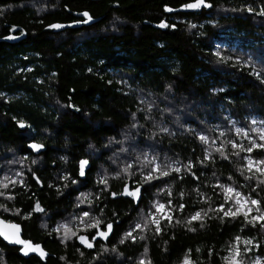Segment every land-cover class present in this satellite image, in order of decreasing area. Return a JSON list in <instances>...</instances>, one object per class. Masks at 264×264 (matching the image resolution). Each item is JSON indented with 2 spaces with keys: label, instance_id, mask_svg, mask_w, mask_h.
I'll return each instance as SVG.
<instances>
[{
  "label": "trees",
  "instance_id": "16d2710c",
  "mask_svg": "<svg viewBox=\"0 0 264 264\" xmlns=\"http://www.w3.org/2000/svg\"><path fill=\"white\" fill-rule=\"evenodd\" d=\"M210 1L211 18L205 11L166 10L194 0H0V179L23 181L17 178L15 186L0 190L14 197L0 196L9 209L0 208V217L18 223L25 240L42 244L50 254L45 262L24 258L0 238V264H139L142 259L180 264L186 254L195 264H225L237 236L260 243L258 254L264 256V235L255 231L259 223L254 228L242 217L220 219L222 212H209L203 227L199 220L187 222L198 209L223 202L220 188L213 187L217 181L237 185L264 210V186L238 170L245 155L262 159L264 150L236 156L227 145V159L213 151L227 140L249 145L233 124L249 129L259 142L251 129L264 126V14L225 17L219 13L225 4L243 0ZM257 1L264 7V0ZM85 11L92 20L81 16ZM57 23L64 27H48ZM233 46L242 52H233ZM217 51L231 59L222 62ZM245 51L261 64L236 63L237 57L247 61ZM160 127L169 131L161 133ZM198 134L215 144L202 143ZM31 142L46 150L35 155ZM142 153L156 156L158 163L191 161L195 176L182 168L152 181L153 186L143 184L137 171L148 170L138 162L144 160ZM81 159L91 162L84 180L78 175ZM127 164L132 167L125 174L121 170ZM100 177L107 178V189L98 183ZM127 183L143 186L138 206L110 194ZM82 192H89L91 204L78 205ZM169 200L173 216L161 221L159 234L149 223L133 233L135 241L120 243L130 227L144 222L153 201L167 205ZM37 202L43 211L36 210ZM181 203L184 209L177 210ZM82 211L98 217L100 229L114 225L108 241H98L94 250L78 243V236L91 238L96 231L76 227L72 218ZM68 219L77 235L63 240L65 229L57 232L55 226Z\"/></svg>",
  "mask_w": 264,
  "mask_h": 264
},
{
  "label": "snow or ice",
  "instance_id": "6c2138e0",
  "mask_svg": "<svg viewBox=\"0 0 264 264\" xmlns=\"http://www.w3.org/2000/svg\"><path fill=\"white\" fill-rule=\"evenodd\" d=\"M210 7V4L206 3V0H194V2L185 3L182 4L181 7L185 9H198L200 7ZM167 11H172V9L167 8ZM248 11H252L251 8H248ZM261 14H264V9H261ZM84 17H87V20H92L93 17L85 11L82 14ZM86 23L87 21H74V23ZM161 27H166L167 25L161 21L160 24ZM14 27V26H13ZM50 28H62L64 25L61 24H50L48 25ZM172 27H175V25H172ZM14 38V37H9ZM216 57L221 60L222 62H227L230 60V57L222 56L220 51H217L215 53ZM236 63H244L247 64V61H241L239 57L236 58ZM91 71V69H89ZM255 75H261L262 73H256ZM2 95V94H0ZM151 107V105H149ZM135 116V113L132 114ZM150 119V117H148ZM256 120H252V124H256ZM262 125H264V121L260 122ZM20 127H25V123L23 121L19 122ZM133 128L136 127L135 124L132 125ZM159 131L161 133H167L169 131L166 127H160ZM235 132L240 135L242 134L243 137H246L249 140V145L245 147L242 143H238L235 140H227L225 142H221L218 147L214 148L213 151L219 153V155L227 159V153L225 152V148L227 145H230L231 148L234 150L233 155L239 156L241 152L245 153H252L254 149L264 150V126L259 128H252L251 132L257 133V137L259 142H257V139L253 138L251 135H249V132L246 131L243 128H235ZM151 135L155 136L156 133H152ZM221 136H224V133H220ZM127 138V137H126ZM202 143L208 144L211 146V144H215V140H212L210 142V138L207 135L204 134H198L197 137ZM113 141L110 140L109 143L111 144ZM29 147L33 150L39 151L44 147L43 144L40 143H31ZM120 151H127V149L121 148ZM205 154V160H208L211 158V153L209 152L208 148L204 149ZM144 156L143 161L138 162L142 163L144 165V168H147V172H144L142 169H137V171L140 172V181L143 184H146L148 186H153L152 181H159L161 177H167L171 173L179 174L182 170V168L186 169L188 173H191L193 176H195V173L191 172L192 168V162L189 161L187 165H180L178 161H172L171 163H158L157 157L152 156L151 159H149L147 153H142ZM244 161L246 162L241 169H238L241 171V175H244V169L247 170L249 175L245 176L246 180H256L257 181V187L264 186V158L262 159H254L251 156L245 155L243 157ZM34 162V161H33ZM200 163H204V161H199ZM86 166H89V161L87 159H81L79 161V171L78 175L80 177H85L86 175ZM132 167L131 164H127L122 168V172L125 174L129 173V169ZM19 175V174H18ZM116 177H121V172L118 171L116 173ZM5 180H8V177L4 178ZM61 179H67V177H61ZM39 182V181H37ZM10 184L15 186L16 181L12 180L9 181ZM9 183H2L0 182V187L7 188L9 186ZM20 183H23V181H20ZM71 183L76 184L77 181L72 180ZM98 183L103 184L105 189L108 187V181L106 177H100L98 179ZM214 188L218 187L221 190L222 196H223V202L218 204L215 208L209 207L207 211L204 209H198L194 213H192L188 218L187 222L190 224L192 221H201V227H203V217L207 216L209 212L218 213L222 212L223 215L219 217L220 219H224L225 217H228L232 220L237 219V217H242L245 224L252 225L255 227L257 223L260 224L261 228H264V210L260 207V200L254 199L251 196L243 194L241 191H239L236 187H233L231 184H223L217 181V184L213 186ZM165 189L161 188L159 191H164ZM141 187L139 184H137L136 187L129 189L128 185L125 184L123 191L121 193H110L113 197H116L118 195H124L127 197L133 198L134 201H138L142 199L141 195ZM4 192H0V196H4ZM168 195H171V191H168ZM181 196H183V193H180ZM8 199H14L12 195H8ZM203 198V197H202ZM83 203H89L91 204L92 201L90 199H87L84 193H81L80 197H78V205ZM225 204L228 205L227 209L225 210ZM77 205V206H78ZM185 205L183 203L179 204L177 210H183ZM0 208H3L5 211H8L9 209L3 205L0 204ZM154 209V210H153ZM38 211H43V209L39 208L38 202H37V208ZM172 201L169 200L166 204L160 203L159 201H153L152 208L149 209V213L147 217L144 218L143 223H135L132 227H130L129 231H127L124 234V237L120 240V243H124L125 239H131L132 241L136 240V236L133 235V233L137 229L148 228L149 223L155 225V233L159 234L161 231L160 228V221L167 220L168 222L171 221L172 216ZM102 211V210H101ZM16 212L19 213V209H16ZM255 212V215H252V213ZM73 220L78 221L80 224H82L85 228H92L95 229V235L92 236V240H95L97 237L107 239L109 234L113 230V225L111 222L107 223L105 226V230H100L101 226V220L98 217L91 216L88 211H82L78 216H75L72 218ZM179 222V221H177ZM19 225L8 223L5 221H0V236H3L5 240H8L10 242H14L16 244L23 245L21 248L22 252H25L27 254L28 251L36 252L38 251L40 256H45V253L43 249L40 247L39 244L33 245L30 241L23 240L19 236ZM63 227L65 229L64 234L62 236L63 240L70 239L72 236H76V231H70L67 224L60 225L57 227L56 231L59 232L60 228ZM190 231H195V229H189ZM141 239L144 237L141 236ZM78 239L81 241L82 244H84L88 248H93V244L87 239L86 236L80 235L78 236ZM235 242L232 246L228 248V255L223 257L225 264H264V256L256 255L255 257H250L248 254L253 251V247H260L259 244L253 245L252 240H244V248L241 250L240 247V241L241 237L237 236L234 238ZM104 251H107V249H103ZM112 251H116L115 246H113ZM191 250H189L190 253ZM199 251V249H197ZM95 259V258H94ZM139 264H148L145 260H140ZM181 264H195L190 259V255L186 254L181 262Z\"/></svg>",
  "mask_w": 264,
  "mask_h": 264
},
{
  "label": "water",
  "instance_id": "95a60500",
  "mask_svg": "<svg viewBox=\"0 0 264 264\" xmlns=\"http://www.w3.org/2000/svg\"><path fill=\"white\" fill-rule=\"evenodd\" d=\"M190 10H191V9L179 8V9H172V11H167V12H169V13H174V12H178V11L189 12ZM81 16H83V15L81 14ZM26 127H27V124H25V127H23V128H26ZM31 143H33V142H31ZM31 143H29V145H30ZM35 143H39V142H35ZM40 144H41V143H40ZM29 145H28L29 150L32 151L35 155H39V154H41L42 152H44V151L46 150V147L44 146V147H43L42 149H40L39 151H36V150L31 149V148L29 147ZM87 160H88V159H87ZM88 161H89V160H88ZM90 168H91V162L89 161V166H86V170H85V171H86V175H85V177H80L82 180L86 179V177H87V172H88V170H89ZM127 185H128V187H129L130 190L133 188L132 185H131L130 183H127ZM140 187H141V193H140V195H141V197H142V196H143V186L140 185ZM123 188H124V187H123ZM122 191H123V189H122ZM122 191H121V192H122ZM121 192H120V193H121ZM111 196H112V195H111ZM121 197H124V198H130V199L133 200V198H131V197H127V196H124V195H118V196H116V197H113V196H112L113 199L121 198ZM133 201H134V200H133ZM140 201H141V199L138 200V201H134V204H135L136 206H138L139 203H140ZM0 221H5V222H8V223H12V224L19 225V224L16 223V222H10V221H7L6 219H4V218H2V217H0ZM112 225H113V224H112ZM19 226H20V225H19ZM100 230H105V229H100ZM113 231H114V225H113V230H112V232L109 234V236H108L107 239H103V238L97 237L95 240H92V238H90V237L87 236L86 234H82V235L86 236L87 239L93 244V248H88V247H86L84 244L81 243V241H80L79 239H78V243H79L80 246H82V247H84V248H86V249H88V250H94L95 247H96V243H97L98 241L107 242L108 239L111 237ZM19 236H20L21 239L25 240V239L23 238V235H22V229H21V226L19 227ZM0 238H1V239H2L7 245H9V246H13V247H18V248H19V254H20L22 257H24V258H30V257L35 256V257H37V258H39V259H41L42 261L45 262V261L47 260V258L49 257V255H50L49 252L43 247L42 244H39V245H40V247L43 249V251H44V253H45V256H43V257L40 256V254H39L38 251H36V252L28 251L27 254H25V252H22V251H21V248L23 247V245L16 244V243H14V242H10V241H8V240H5V239L3 238V236H0ZM27 241H30V240H27ZM30 242H31L33 245H36V244L33 243L32 241H30Z\"/></svg>",
  "mask_w": 264,
  "mask_h": 264
},
{
  "label": "rangeland",
  "instance_id": "374dc122",
  "mask_svg": "<svg viewBox=\"0 0 264 264\" xmlns=\"http://www.w3.org/2000/svg\"><path fill=\"white\" fill-rule=\"evenodd\" d=\"M223 9H226L225 7H222L221 8V10H219V13L223 16L224 14L222 13V10ZM227 10V12H228V9H226ZM229 43L227 42V43H218L216 46L218 47V46H227ZM236 50H238V51H236ZM232 51L233 52H242V51H240L238 48H237V46H233L232 47ZM252 53V54H251ZM250 53V51H245V54L247 55L248 54V59H247V63H251V62H254V64L255 65H259V64H261V61H260V59L253 53V52H251ZM254 56V57H253ZM241 60V59H240ZM242 62H243V60H241ZM257 63H259V64H257ZM248 65V64H247ZM263 66V68H264V65H262ZM252 120H256V119H250V121H251V123H252ZM257 121V120H256ZM231 123H234V122H231ZM257 124V123H256ZM255 124V125H256ZM233 126H234V129L236 128V126H235V124H233ZM243 129H245L246 131H250L249 129H247V128H243ZM234 132H235V130H234ZM236 133V132H235ZM249 134H250V132H249ZM258 142V141H257ZM255 159V158H254ZM246 163V162H245ZM179 164H180V162H179ZM181 165V164H180ZM246 170V169H245ZM246 174L247 175H249V173L247 172V170H246ZM18 175V174H17ZM20 175V174H19ZM17 176H15L14 178H13V180L14 181H16L17 180ZM20 181H22V178H18ZM0 182H2V183H9V181H7V180H5L4 179V177H2L1 179H0ZM233 187H236L239 191H241V189L239 188V187H237V185H235V184H231ZM5 188H3V187H0V190H4ZM221 191V190H220ZM242 192V191H241ZM82 193H86V192H82ZM243 193V192H242ZM250 193V192H249ZM86 194H89V192L88 193H86ZM8 195L9 194H7V193H5V197L7 198L8 197ZM81 195V193L79 194V196ZM245 195H248V196H250V194H245ZM255 199V198H254ZM160 203H163V204H165L163 201H159ZM220 204V203H219ZM217 206V205H216ZM215 206V207H216ZM227 207H228V205L227 204H225V210L227 209ZM223 214V213H222ZM256 213L255 212H253L252 213V215H255ZM73 217H75V215L73 216ZM163 220V219H162ZM70 219H68L67 220V222L66 223H62V224H58V225H56L55 226V228L57 229V227L58 226H60V225H64V224H68V223H70ZM75 225H76V227H78L79 229H81V227L80 226H82V228H85L82 224H80L78 221H76L75 222ZM155 226V225H154ZM256 226V225H255ZM68 227H69V225H68ZM253 227V226H252ZM254 228H256V227H254ZM55 229V230H56ZM61 229H64L63 227H61L60 228V230ZM87 230L88 229H90V228H86ZM81 230H83V229H81ZM85 230V229H84ZM257 233H259V235H264V228H259V229H257V230H255ZM59 232H61V231H59ZM73 237V236H72ZM71 237V238H72ZM244 240H252L253 241V245H255V244H259L260 245V243H255L254 242V240L253 239H241V241H240V247H241V250H243V248H244V243H243V241ZM242 242V243H241ZM259 248L260 247H253V251L256 253L255 255L254 254H252V252L251 253H249L248 255L250 256V257H255L256 255H260V254H258V252H259ZM260 256H262V255H260ZM144 260V259H143ZM181 264V263H180Z\"/></svg>",
  "mask_w": 264,
  "mask_h": 264
},
{
  "label": "flooded vegetation",
  "instance_id": "af4514ba",
  "mask_svg": "<svg viewBox=\"0 0 264 264\" xmlns=\"http://www.w3.org/2000/svg\"><path fill=\"white\" fill-rule=\"evenodd\" d=\"M207 4H210V7H200L198 9H191L189 12H202L205 11L207 12V16L211 18L212 14L214 13L213 9V3L210 0H206ZM262 3H259L257 0H243L240 4L232 6L229 4H225L223 7L228 9V12L226 9L222 10V13L224 14L223 16L228 17V16H234L237 14L238 17H246L244 15H252L256 16L259 11L261 12V9H264ZM248 8H251L252 11H248ZM259 9V10H258ZM176 13V12H174ZM173 13V14H174ZM92 238V237H91Z\"/></svg>",
  "mask_w": 264,
  "mask_h": 264
},
{
  "label": "built area",
  "instance_id": "2783aa9c",
  "mask_svg": "<svg viewBox=\"0 0 264 264\" xmlns=\"http://www.w3.org/2000/svg\"><path fill=\"white\" fill-rule=\"evenodd\" d=\"M172 214H173V213L171 212V216H173ZM161 221H162V220H161ZM161 221H160V223H161ZM80 227H81V229H83V230L86 229V228H82V226H80ZM160 228H161V227H160Z\"/></svg>",
  "mask_w": 264,
  "mask_h": 264
}]
</instances>
